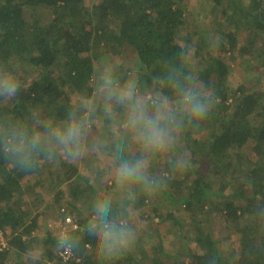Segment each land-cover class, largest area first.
Listing matches in <instances>:
<instances>
[{"label": "trees", "instance_id": "trees-1", "mask_svg": "<svg viewBox=\"0 0 264 264\" xmlns=\"http://www.w3.org/2000/svg\"><path fill=\"white\" fill-rule=\"evenodd\" d=\"M197 2L204 10L191 20L190 0H0V60L24 68L20 96L2 111L38 106L62 118L81 95L95 96L91 76L103 59H116L122 77H135L150 92L161 62L185 42L195 49L192 69L219 97L202 133L184 137L192 167L171 173L154 196L138 192L136 208L148 213L137 216L134 251L116 264H264V222L255 215L264 204V90L257 86L264 76V0ZM210 38L221 41L218 48ZM237 57L258 73L235 85L229 75L242 67ZM108 128L98 114L94 133L107 136ZM125 149V156L136 154L131 142ZM165 165L166 158L154 161L153 173L171 172ZM105 167L61 161L25 172L0 159V264H32L30 249L39 264H98L86 232L92 202L120 200L112 180L101 181ZM67 215L81 226L72 232L81 241L79 261L63 260L55 247L50 220ZM169 221L174 237L166 242Z\"/></svg>", "mask_w": 264, "mask_h": 264}, {"label": "clouds", "instance_id": "clouds-1", "mask_svg": "<svg viewBox=\"0 0 264 264\" xmlns=\"http://www.w3.org/2000/svg\"><path fill=\"white\" fill-rule=\"evenodd\" d=\"M209 43L215 49L221 41L210 38ZM194 59V47L183 43L173 58L161 62L150 92L141 91L135 77H122L116 59H103L91 76L95 96L81 95L60 119L50 118L38 106L22 114L0 110V159L17 170L78 163L89 150L104 159L120 200L97 197L92 202L86 232L94 238L98 264H116L134 251L139 238L138 192L154 196L166 187L171 173L192 167L184 137L201 134L219 103L216 92L192 69ZM23 72L19 60H0V105H10L20 96ZM98 114L109 125L107 136L94 133ZM128 142L136 146L133 156L123 155ZM162 157L171 172L153 173L154 161ZM255 215L264 222V204L257 206ZM80 243L76 235L62 233L55 247L74 254ZM29 252L32 264H39Z\"/></svg>", "mask_w": 264, "mask_h": 264}, {"label": "rangeland", "instance_id": "rangeland-1", "mask_svg": "<svg viewBox=\"0 0 264 264\" xmlns=\"http://www.w3.org/2000/svg\"><path fill=\"white\" fill-rule=\"evenodd\" d=\"M198 3V4H197ZM190 4L193 5L192 7V11H191V14H190V19L193 20L195 16H197L198 12L199 14H201L200 12H202L204 10L203 8V3L202 2H197V0H190ZM201 17V15H199ZM237 60L239 61V64L242 66L241 68L238 67V68H235L232 70V73L229 75V80L231 82H233L235 85H237L238 83H241L243 81H245L246 77H254V75L256 73H258L257 71V68H255L254 66L251 67V68H247L246 65H247V61L245 58H239L237 57ZM254 80H256L255 78L252 79V80H249L248 81H251V83L254 82ZM250 84V83H249ZM257 86L259 88H261L262 90H264V76L261 77V79L259 80ZM98 162L100 165H102L103 167H105V164H104V159L100 156L97 155V152L95 151H92V150H89V152L77 163L80 168H82L83 166L85 165H90V163L92 162ZM162 161L164 162V160L162 159ZM163 166V165H161ZM168 166H171V165H165L164 167H168ZM83 169V168H82ZM105 173L103 174V178L101 179L102 182L104 183H108L110 184L111 183V178L108 174V169L105 167ZM84 170V169H83ZM158 170H162V167L161 168H158ZM90 180L92 182H94L95 184L97 183V181L95 180L94 176L90 175ZM65 187V186H64ZM103 187V188H102ZM97 189H99L98 191V195H104L103 193V189H104V186H103V183H100L98 184L97 186ZM90 212L89 211H83L82 213V217H87L88 214ZM141 213H148V209L147 207H139V208H136V217L138 215H140ZM79 217V215H77ZM80 219V217H79ZM158 218H156L155 220L157 221ZM52 225H51V228L53 229L54 231V234H61L60 231L58 230V225L55 224L53 222V219L50 220ZM137 222H140V218L137 217ZM163 233L167 234L168 235V239L166 238V242H169L170 239H172L174 237V230L172 228V222L169 221L167 223H165V225H163ZM5 243H6V240L2 239Z\"/></svg>", "mask_w": 264, "mask_h": 264}, {"label": "built area", "instance_id": "built-area-1", "mask_svg": "<svg viewBox=\"0 0 264 264\" xmlns=\"http://www.w3.org/2000/svg\"><path fill=\"white\" fill-rule=\"evenodd\" d=\"M58 224V230L60 233H72L76 232L80 229V223L77 222V220L72 216V215H67L65 220H60L57 222ZM6 246V243L1 239L0 241V249L4 248ZM87 247H90V243L86 244ZM59 255L63 260H71L75 259L77 261L80 260V255H78L76 252L69 253V252H64L63 250H59Z\"/></svg>", "mask_w": 264, "mask_h": 264}]
</instances>
